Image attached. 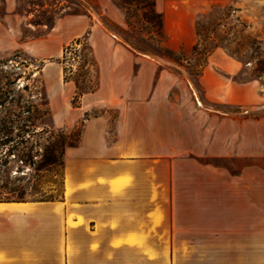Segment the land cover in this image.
Segmentation results:
<instances>
[{"label": "crops", "instance_id": "obj_1", "mask_svg": "<svg viewBox=\"0 0 264 264\" xmlns=\"http://www.w3.org/2000/svg\"><path fill=\"white\" fill-rule=\"evenodd\" d=\"M25 1L0 0V55L24 50L43 71L60 60L61 27L78 28L75 39L92 25L66 16L28 36L44 25ZM153 2L167 46L188 52L219 5L264 15V0ZM91 29L97 87L74 109L83 129L66 151L62 200L0 202V264H264V115L229 110L262 104L258 83L236 81L239 63L215 52L196 90L174 65Z\"/></svg>", "mask_w": 264, "mask_h": 264}, {"label": "rangeland", "instance_id": "obj_2", "mask_svg": "<svg viewBox=\"0 0 264 264\" xmlns=\"http://www.w3.org/2000/svg\"><path fill=\"white\" fill-rule=\"evenodd\" d=\"M112 2L114 11L110 14L103 7V0L25 1L24 6L31 7L28 10H39L29 22L44 25L38 31L32 33L27 30L26 33L28 36L34 34L46 37L50 26L58 18L86 16L91 25L101 31L100 37L110 38L127 49L129 46L133 49H128L131 52L154 56L174 65L193 82L196 90L200 89L199 77L209 56L215 52L227 54L240 65L235 80L256 81L261 96H264V21L260 20L264 15L244 14L232 2L219 5L198 19L197 42L188 52L173 50L167 46L168 37L163 27V18L155 11L153 0ZM46 5L53 6V9ZM118 18H121V23L117 22ZM70 28L61 27L58 32L60 60L52 59V63H47L43 71L42 60L32 57L24 50L0 55V103L18 109L33 108L37 130H53L55 137L64 138L67 144L72 142V139L79 140L83 129L82 123L75 121L77 110L74 109L82 106L78 93H88L89 88L97 87L96 70L88 64L85 44H75L76 41L87 43L86 39L90 37L92 29L89 27L81 37L74 39L80 31L78 28ZM72 44H75L76 49L67 52L65 60V48ZM65 77V81L76 80L79 84L73 99L69 97ZM229 110L260 117L264 115V102L244 108L235 106ZM102 112L103 109L95 108L88 115L92 118ZM40 153L42 154L43 150ZM35 160L40 162L41 157H36ZM65 162L63 155L58 164L39 172H29V169L20 172L18 170L22 163L12 162L10 187L14 191L9 193L6 190V194L1 197L4 201H14L13 203H18L22 197L23 201L28 202L62 200ZM27 173L32 176L25 177ZM35 187L39 189L40 194H35Z\"/></svg>", "mask_w": 264, "mask_h": 264}, {"label": "trees", "instance_id": "obj_3", "mask_svg": "<svg viewBox=\"0 0 264 264\" xmlns=\"http://www.w3.org/2000/svg\"><path fill=\"white\" fill-rule=\"evenodd\" d=\"M154 1V0H153ZM154 5V2H153ZM75 44H85L87 48V58L89 66L95 68V62L93 58V52L90 46L85 41H76ZM75 44H72L65 48L64 59H67V52L75 50ZM89 71V69L87 68ZM67 77H65V80ZM77 88L79 84L74 80ZM90 91H94L95 88H89ZM83 94L78 93V97ZM38 125L35 122L33 114V108L28 107L26 109L6 107L5 103H0V202L13 203L14 201H4L1 197L6 194V190L13 192L10 187L12 162H21L22 166L18 171L22 172L24 169H29V172H39L41 170H47L50 166L58 164L59 159L64 155L70 147L76 146L79 140H71L69 144L64 142V138L55 137V131H51L43 128L42 131L37 130ZM20 146H22L20 148ZM41 150L43 153L41 154ZM12 157H14L12 159ZM36 157H41V161L37 162ZM31 173H27L25 177H31ZM64 185V183H63ZM35 194L41 192L37 187L34 188ZM22 197L17 202L23 201ZM55 200H38L32 202H49Z\"/></svg>", "mask_w": 264, "mask_h": 264}]
</instances>
